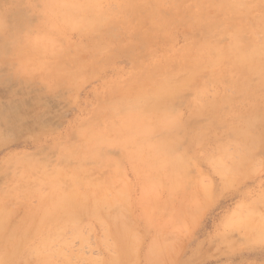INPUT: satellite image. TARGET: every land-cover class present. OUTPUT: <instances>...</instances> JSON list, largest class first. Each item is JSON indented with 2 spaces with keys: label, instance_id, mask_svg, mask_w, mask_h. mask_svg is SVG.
<instances>
[{
  "label": "rangeland",
  "instance_id": "1",
  "mask_svg": "<svg viewBox=\"0 0 264 264\" xmlns=\"http://www.w3.org/2000/svg\"><path fill=\"white\" fill-rule=\"evenodd\" d=\"M75 1L86 8L74 11V0H0V24L7 29L0 35V202L10 211L9 227L0 230L1 263L264 264V119L261 129L255 131L262 142L249 162L242 160L244 151L234 143L238 142L236 130L227 125L236 122L235 114L249 108L251 101L238 96L227 81L211 84L206 102H218L216 121L220 125L198 143L191 135L195 127L211 123L207 111L197 112L199 102L193 89H185L174 100L179 110L172 109L181 112L188 128L181 133L185 169L162 161L167 154L160 149L165 133H157L162 137L149 135L146 141L138 139L137 133L133 134L135 139L126 138L124 132H118L122 117L112 119L103 113L128 87L133 93L143 85H135L132 79L140 78L146 67L160 62L165 65V58L189 40L204 41L200 24L192 23H197L198 16L202 20L209 6L216 9L213 4L235 0L210 5L203 3L206 0H157L161 1L159 7L156 0H95L99 3L91 1L87 6L85 0ZM256 1L246 0L248 7L243 13L248 11L247 19L242 12L230 14L227 6L223 10L221 2L217 15L235 17L238 24L245 20L241 26L252 25L251 33L257 34L260 29L255 20L264 17V3ZM66 3L71 11L65 9L69 7ZM193 13L199 15L194 17ZM226 30L218 42L227 46L234 42V33L230 30L226 34ZM206 76L200 75L198 82L206 84ZM224 91L229 100L219 102ZM254 107L263 109L264 101ZM98 117L108 120L101 122ZM97 131L104 135L107 131V138L114 135L107 139L99 133L103 142L98 145L104 143L100 148L92 141ZM100 149L105 157L101 151L98 154ZM61 187L79 193L75 196L78 203L80 194L85 201L89 195L98 197L97 193L107 197L100 195L95 201L89 197V203H79L89 212L80 227L51 223L38 227L42 210L50 204V197L63 190ZM99 201L102 204L97 206ZM34 211L39 213L32 227H26L33 233L26 242V238H19L25 237V228L14 226ZM17 239L25 243L18 245Z\"/></svg>",
  "mask_w": 264,
  "mask_h": 264
},
{
  "label": "bare ground",
  "instance_id": "2",
  "mask_svg": "<svg viewBox=\"0 0 264 264\" xmlns=\"http://www.w3.org/2000/svg\"><path fill=\"white\" fill-rule=\"evenodd\" d=\"M85 1H86V3H84V4L86 6L88 4H90L88 2L92 1L93 4L98 2V1L95 2V0H85ZM148 1L150 2V0H148ZM201 1H200V3H201ZM217 1L218 0H211V1L206 0L205 2H203V1L202 2L204 4L206 2H209L208 5H210V4H213L212 2L216 3ZM153 2H154V0H153ZM220 2L217 3V5L213 4L214 6L217 7L216 8L217 10H218V4L220 5ZM225 2L226 1L221 2V3H223L222 8L224 6H227L229 9L228 12L230 14L233 13V15H235V14L239 15L240 12L243 13L245 11V8L248 7V6L246 7V5H247L246 0H235V1H232L231 3H228V4H226ZM254 2H257V1L254 0ZM254 2H252V3L254 4ZM69 3H71V2H69ZM74 3L77 4V2L75 0H74ZM80 3H82V2H80ZM121 3L123 4L125 2L121 1ZM129 3L134 4L133 2H129ZM145 3H148V2H145ZM157 3L156 4L159 7V3H161V1L160 2L157 1ZM261 3H264V2H262V0H261ZM132 4H130V5H132ZM150 4L153 6L152 3H150ZM204 4H203V6H204ZM224 4H226V5H224ZM74 5L72 6V8L74 7ZM151 5H149V6H151ZM155 5H154V8L155 9L158 8V7H155ZM197 5H199V3H197ZM251 5H249V6H251ZM262 5H264V4H262ZM262 5H259V7L260 6L263 7ZM67 6H69L68 9H67V7L65 9L68 11H71L72 10L70 8L71 5L67 4ZM84 7H85L84 5L77 4L76 8L75 9L73 8V9H74V11H76L77 9H83ZM122 7H124L126 10V5H124ZM194 7H195V5H194ZM198 7L200 8L201 5H199ZM209 8H210V11H209V9L207 10V8H205V11L207 10L206 13L203 12L204 9L202 10L200 8L202 10L200 12L201 13L203 12V14L205 13L206 15H207L208 11H209L208 15H210V14H213V15L216 14L217 15V13L219 12L216 9H214L213 6L212 7L209 6ZM211 8H213V13L211 11L212 10ZM255 8H256V4H255ZM120 9H122V8H120ZM224 9L225 8H223V10ZM259 9H261V8H259ZM122 10H124V9H122ZM150 10L152 11L153 8L150 7ZM214 10H216V13H214ZM219 10H220V8H219ZM251 10H253V7ZM151 11H149V12H151ZM261 11L264 15V11L263 10H261ZM200 12H199V14H200ZM68 13L69 12H67V14ZM245 13H246V15L249 14L247 10ZM245 13H243L244 17H245ZM152 14H153V12H152ZM154 14H155V12H154ZM193 14L195 17L196 16L195 13H193ZM199 14H197V16ZM250 14H251L250 16H253L252 13H250ZM68 15H70V14H68ZM206 15H205L206 18L204 17L205 19L203 18L202 20H200L199 16L198 17L196 16L197 18H195V19H197V23L195 20H194L195 23L194 22L192 23L193 26H194V24H195V26L200 24L199 28H201V30L204 31V33L202 32L204 36L201 34L204 38L203 39L204 41L200 40L202 38H200L198 40V41H201L203 43H197L198 41L195 42V40L194 41L189 40V41H187L186 45L180 51H177V52L174 51L171 55H168L165 58V61H164L165 65H163V63L160 62L158 65H154V67H150V68L146 67L144 69V72L141 74L140 78H138V76H135L132 79V83L136 82L135 85L138 83H143V85L141 87L139 86V89L137 88L133 93H131L133 91V89L128 87L126 90H124V92L120 93V95H121L120 98H118L117 100H114V101L112 100L113 98L110 99L112 101H110V100L109 101L113 102L114 104L108 105L107 112H106V110H105V112L103 111L105 117H107L105 113H108L107 115H109L110 117H113L112 119H115V118L117 119V117H120V116L122 117L121 120H123V122H121V124H119L120 121L119 122L117 121L119 124V127H118L119 131L118 132H122V133L124 132L127 135V137H126V135L125 136L123 135L124 137L123 136L119 137V134H116V137L128 138L131 136L132 138H134L133 134L137 133L138 139H139V137H141V138L144 137V140L146 141V139H147L146 137L149 138V135H150V137H151V135L152 136L158 135L160 137L161 135L157 134V133H159V132L165 133L163 138H161L163 140V142L161 143V140L160 141L158 140V141L161 143L160 149L164 150V152L166 151L165 153H167L162 160L164 163L167 164L166 166L171 165L172 167L175 166V168H177V167L181 168V166H184V169H185V164H187L186 163L187 158L181 152L182 149L184 150V148H182L184 138L182 137L181 133L183 131L188 130V128H187V125H185V122L182 121V117L180 114L181 112L177 113V111L179 109L176 108L174 105V102L179 98V96L184 92L185 89H187V90L191 89V91H192V89L194 90L196 103L197 102L200 103V104L197 103V105H195L196 107H198V105H199V110H197V112H200V114H202L205 111H207L206 115L209 116L210 122H211V123H208L207 127H204V128H203V126L200 128L195 127L197 129H194L193 133L191 135V138L193 141H197V140L201 141V139H203V136L205 134H207V132H209L210 129L211 130L215 129V127L220 125V123H218L216 121V119H217L216 111L218 109V108H216V106L218 105V102L216 104L207 103L206 102V94L208 92L207 89L209 86H211V84L222 83L223 81H227V83L230 84V87L236 91L238 96H240L245 101H251L252 102V104L249 108L235 114L236 118L234 120L236 122H234L233 124L232 123L230 124L227 122V125L232 126L231 127L232 129H230V130H236V134H237L236 137L238 139V142H234V143H236V145L238 144V146L241 147L242 150L244 151V158L242 156V160L248 161L250 158L254 157L253 152L257 150V147H259V145L262 142L261 136L258 137L256 135V132L259 131V129H261V125L263 124L264 108L263 109H259L258 107L255 108L254 104L260 100L264 101V17L256 19L257 17L255 16L256 17V18H254V19H256L255 22L258 24V28L260 30H259V33L256 34V31H255V34H252L250 29L252 27L251 23L254 21H252L253 19H251L250 16H248V18L250 17L249 20H251L252 22H250V24L246 23L248 26L251 25V27L248 28V27L243 26L244 21H245L244 19L245 18L247 19V17H245V18L243 17L244 21L242 20L243 22L238 24L235 22L237 20L236 19L234 20L235 17L232 18L230 16L227 17L226 15L223 16L224 14L222 15L223 17H220V15H217V17L215 15V17H214L212 15L215 18L214 20H212L210 18H213V17H209L208 15L207 16ZM218 16L220 18H218ZM194 17H193V19H194ZM207 17H209V18H207ZM95 20H97V19H95ZM95 20H93V21H95ZM159 21L161 22V20H158V21L154 20V22H156V23ZM0 23H1V20H0ZM241 24H243V25L241 26ZM2 25L0 24V35L2 32H6V30H7V29L5 30V28H3L4 25L3 26ZM157 25L155 26L156 29L159 28ZM167 25L169 26L168 23H167ZM160 26H161V24H160ZM164 27L162 28V31L164 30ZM254 27H257V25L255 24ZM197 29H198V27H197ZM224 29H229L228 32L226 30V34L227 33L229 34L230 30H231L230 32L234 33L232 35L234 37V39L233 38L232 39L235 43L233 41H232L233 43H231V41H230L231 45L230 44L228 45L226 43L227 44V46H226L225 43L220 44L218 42L220 40L219 37L221 35H223ZM159 30H161V27ZM226 34H225V36H226ZM230 37H229V39H231ZM222 39H223V37H222ZM204 72L206 74H208V81H205L207 83L203 85V84L199 83L200 80L198 82V78L202 74L204 77H207ZM200 79H202V78L200 77ZM130 89L132 90L131 92H130ZM228 89H230V88H228ZM227 96L228 95H225V91H224L223 94L219 97L218 101L221 102L224 98L227 101V99L229 97V96L228 97ZM109 101H108V103L105 101V103L109 104L110 103ZM229 102H233V101H229ZM107 104H106V107H107ZM173 106L175 107V109H178V110L174 111V109H172ZM204 106L207 107V109L203 110L205 108ZM101 115H103L102 112H101ZM213 118H214V120H213ZM100 119H102L101 122H103L104 120H108L107 118L103 120L102 117L101 118L98 117V121ZM109 120H110V118H109ZM108 122L113 123L111 121H108ZM110 123H107V125H110ZM114 123H115V121H114ZM223 123H224V121H223ZM95 125L96 124H94L93 126H95ZM110 126H113V125H110ZM107 128H108V126H107ZM106 130L108 131V132L107 131L106 132L109 133V129H106ZM110 130L113 131V133L115 132L113 130V127H111ZM93 131H91V132H93ZM97 132H98L97 134L94 133L95 137L92 136V139H93V137L95 138L92 141H93V143L96 142L98 145L100 142H103V140L101 141V137L104 134H103V132H99V131H97ZM106 132L104 135L105 138H107ZM99 133L100 134L102 133V135H98ZM113 133H111L110 135L113 136L114 135ZM115 133H117V132H115ZM91 135H93V134H91ZM91 135H89V137H91ZM112 136H108V138L111 139ZM138 139H136V140H138ZM89 140L91 141V139H89ZM152 140H153V138H152ZM145 141L143 144H145ZM193 141H191V142L193 143ZM200 141L198 143H200ZM88 143H89V141H88ZM149 143L150 142L148 141V143H147L148 146L152 147V145H151L152 143L150 144L151 146L149 145ZM103 144H100V146ZM108 144H109V142H108ZM110 144L113 145L112 143H110ZM126 144H127V141H126ZM154 144H153V146H154ZM226 144H228V142ZM156 145H157V142H156ZM195 145H196V143H195ZM228 145H230V143ZM91 146H92V143L90 144V147ZM114 146H115V144H114ZM157 146H155V147L158 148L159 146L158 147ZM102 147H106V144H105V146H102ZM144 147H145V145H144ZM180 147H181V150H180ZM86 148H88V147L86 146ZM92 149H94V148H92ZM133 149H134V147H133ZM152 149H153V147L151 148V150ZM223 149L225 150V148H223ZM157 150H155V151H157ZM100 151H101V149L98 150V154H100L99 153ZM139 151H137V152H139ZM144 151H145V148H144ZM184 151H186V150H184ZM140 152H142V151H140ZM160 152H162V151H160ZM160 152H158V153H160ZM69 153L71 154V152H69ZM81 153L79 154L80 156L83 155V152H81ZM155 153L157 154V152H155ZM72 154H74V153H72ZM96 154H97V152H96ZM100 155H103L102 151H101ZM161 155H162L161 157H163V154H161ZM74 156L70 155V157H74ZM94 156H95V154H94ZM159 156H160V154H159ZM68 157H69V155H68ZM79 158L81 159V157H78V159ZM155 158H156V156H155ZM154 160H158V159H154ZM65 161H68V160H65ZM250 161H251V159H250ZM30 162H32V161H30ZM153 162L155 163V161H153ZM244 163H246V162H244ZM32 166H33V164H32ZM32 168H34V166ZM181 169H183V167ZM221 170L225 172L226 169L222 168ZM230 171H228V172L230 173ZM155 172H156V170H155ZM166 173H167V171H166ZM59 174H61V173H59ZM59 174H56V175L58 176ZM158 175L160 176V174H158ZM158 175L156 177H158ZM60 176L62 178V175H60ZM55 178H56V176H55ZM52 179L54 180V177ZM52 179L50 178V184L53 185ZM48 180H49V177L47 179V182L49 183ZM58 180L60 182V179H58ZM54 181H56V179ZM79 181H76V182H79ZM53 187L55 188L56 185H53ZM73 187H71L70 189H72ZM54 188H52L53 191H56L58 187H56V190ZM68 189H69L68 187H67V189L64 188L63 190L58 189L59 192H56L57 197L51 198L49 196L50 197L49 198L50 204L47 205V208L45 210H42L43 212L40 211L42 213V215L40 216V221L38 222V224H39L38 227H46L49 223L53 224L55 227H80L81 226L80 221L83 219L84 216L89 215V212H86L85 208L83 209V206L85 207V205L80 206V204L84 203L82 201H85L86 198H83V197L81 198V194H80L79 198L81 200H79V203L80 202H82V203L79 204L77 199L75 198L76 195L79 196L78 195L79 193H76V195H75L74 193L76 191L74 192V190H69V192H66ZM63 191L66 193H64ZM86 193L87 192L85 191V193H84L85 195L84 194L83 195L87 196ZM89 193H91V192H89ZM91 195H92V193H91ZM100 195L101 194L97 193V196L99 197V199L101 196L104 197V194L101 196ZM89 197H91L90 199H93V200H94V198L98 199V197H96L95 194H94V198L89 195L87 197V200H86L87 202H88ZM106 197H104V198H106ZM104 198H102V201H104V200L107 201V199H104ZM86 201H85V204H86ZM107 202H103V203L107 204ZM95 203H97V202H95ZM99 203L102 204V202H100V201L98 202V204ZM100 204L97 206H100ZM88 205L89 204H87V206ZM91 205L94 208L93 204H91ZM92 207H91V209H93ZM84 210H85V212H84ZM97 210H98V207H97ZM99 210L101 212V208ZM89 211H90V209H89ZM38 213L39 212H37V211L32 212L26 218V220L23 221V223L14 226V227H24L25 228V229H22V232L24 230V236L25 237L22 236L19 238H22V239L26 238L25 241L27 242L28 241L27 239H30V237L33 236L32 231H31V233H32L31 234L30 230L28 231L26 229V227H32L31 226L33 224L32 221L38 215ZM91 213L95 214V212H92V211H91ZM9 214H10V211L7 209V207L2 202H0V228L1 227H9V224L7 222ZM98 214L100 217L101 213H98ZM95 216H98V215L95 214ZM0 230H2V228ZM25 230H26V232L28 231V234L25 232ZM5 232L6 231H4V233ZM15 237H16V235H15ZM18 241L20 242L18 245H22L25 243L23 241L24 243L22 242V244H21V240L17 239L16 242H18ZM4 263L5 262H3V264ZM0 264H2L1 260H0Z\"/></svg>",
  "mask_w": 264,
  "mask_h": 264
}]
</instances>
